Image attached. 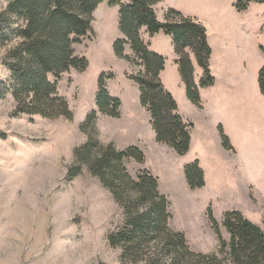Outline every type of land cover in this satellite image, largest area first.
Segmentation results:
<instances>
[{
    "label": "rangeland",
    "instance_id": "1",
    "mask_svg": "<svg viewBox=\"0 0 264 264\" xmlns=\"http://www.w3.org/2000/svg\"><path fill=\"white\" fill-rule=\"evenodd\" d=\"M10 1L0 0V13ZM180 1L166 3L180 6ZM103 3L94 13L95 34L75 44L76 54L89 62L87 69H72L59 81V92L74 113L72 119L14 115L7 52L16 45L14 32L24 21L16 17L9 23L0 21V81L7 90L0 97V264H124L122 249L108 241L109 233L124 223L123 208L87 167L74 178L69 173L76 164V148L88 141L81 126L89 113L98 111L101 75H112L106 86L111 96L120 99L121 108L119 117L98 112V139L119 150L138 147L145 154L144 162L128 158L125 166L133 178L147 170L158 179L161 193L170 202L171 228L185 234L192 250L216 253L224 258L223 264H234L227 252H221L209 209L227 242L230 233L224 216L228 211H239L264 229V96L258 83L263 66L254 83L244 77L242 89L225 90L221 85L211 98L200 93L201 106L194 105L187 98L174 48L168 53L166 44L163 54L153 48V38L162 44L167 37L173 38L164 31L152 35L142 28V39L150 50L165 58V89L177 101L183 119L193 124L190 150L180 155L156 139L151 113L142 104L139 85L132 77L140 70L133 49L126 45L125 58L114 50L115 41L123 37L120 5ZM207 4L201 11L213 29L224 30V20L231 22L238 13L234 0H208ZM173 6L169 8L181 12ZM244 14L249 25L254 23V38L264 47V2L251 3ZM159 15L163 17L161 11ZM6 35L10 39L3 43ZM193 64L201 89L203 72L195 57ZM221 128L231 149L224 145ZM196 160L206 184L192 189L185 168Z\"/></svg>",
    "mask_w": 264,
    "mask_h": 264
},
{
    "label": "trees",
    "instance_id": "2",
    "mask_svg": "<svg viewBox=\"0 0 264 264\" xmlns=\"http://www.w3.org/2000/svg\"><path fill=\"white\" fill-rule=\"evenodd\" d=\"M104 0H11L0 13L7 23L13 18L24 21L15 29L18 41L7 52V65L12 71V94L16 100L14 115H41L45 118L65 117L74 113L69 101L59 92V81L72 69L85 71L89 65L86 57L77 55L75 44L95 34L94 12ZM120 5V29L124 37L114 43L117 56L125 58L126 45L135 54L140 70L132 77L137 82L142 104L150 111L158 142L185 155L191 147L193 124L185 122L179 113L177 101L167 91L161 79L165 68L164 56L150 50L141 36L146 27L150 34L164 31L174 41L176 62L185 83L188 98L201 106L200 87L195 82L192 54L203 69L201 87L211 86L215 76L211 72L212 49L206 27L195 18L176 9L166 11L160 21L155 5L162 0H108ZM252 2L264 0H236L239 11H245ZM10 35L4 36V42ZM264 52V47H262ZM49 75L54 76L52 81ZM112 75H101L97 96L98 111L86 117L81 129L88 141L76 148V164L70 169V178L79 175L84 167L97 176L111 191L124 210L123 225L109 233L108 241L122 249L124 264H223L224 258L216 253L192 250L182 231L172 229L170 202L159 189L158 179L149 171H141L133 178L125 166V160L133 158L144 162L145 154L135 146L119 150L113 143H102L97 136L98 112L113 117L120 116L121 101L110 95L106 80ZM0 81V97L7 90ZM259 86L264 95V65L259 72ZM221 133L224 145L232 148L228 136ZM189 186L203 187L204 171L198 160L185 168ZM209 217L218 234L221 252H227L234 264H264V229L246 218L239 211H228L224 226L230 233L227 242L212 209Z\"/></svg>",
    "mask_w": 264,
    "mask_h": 264
},
{
    "label": "crops",
    "instance_id": "3",
    "mask_svg": "<svg viewBox=\"0 0 264 264\" xmlns=\"http://www.w3.org/2000/svg\"><path fill=\"white\" fill-rule=\"evenodd\" d=\"M207 2L208 0H181L180 6H173L172 4H167L166 0H163L155 5V11L157 13L158 19L160 21H164L165 10L170 6L176 8L178 7V9L184 15L193 17L206 26L208 41L212 49L210 68L212 74L215 76V82L211 86L201 87L200 93L201 96H203L205 93L208 97L211 98L213 92L215 90L219 91L221 85H223V87L221 88L225 90L230 87L242 89L245 86L244 77H251L254 83L257 79V73L259 69L264 65V52L261 46L259 45V40L254 38V35H257V32L255 27L253 26L254 23L249 25L246 19V15L244 14L246 10L239 11L236 8V11L238 13L234 15V20H232L231 22H227L224 20L223 24L226 28L224 30H217V28L213 29V25L211 24L210 19H207V16L202 14L201 10L209 7V4H207ZM101 4L99 5L102 6ZM100 6L94 12L95 15L100 9ZM159 11H161L163 17H160ZM122 36L124 37L123 33ZM168 36L172 37L171 35ZM167 38L168 39L166 40L164 39L165 42L163 41V44L161 39H157V41H155V39L153 38V48L159 52H163L164 49H166L167 44L168 53H171V47L174 48V55L177 59L174 41H172V39L169 37ZM244 41L246 42L244 43ZM248 43H251L252 47L250 49L248 47ZM193 57L195 56L192 54V60ZM201 70L203 72L202 68ZM164 73L165 72L163 70L161 72V79L162 82L166 84L164 80ZM226 92L228 91H225V93ZM188 100L192 102L189 98Z\"/></svg>",
    "mask_w": 264,
    "mask_h": 264
}]
</instances>
